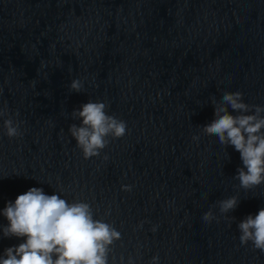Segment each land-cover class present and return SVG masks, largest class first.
I'll return each mask as SVG.
<instances>
[{"label": "water", "instance_id": "water-1", "mask_svg": "<svg viewBox=\"0 0 264 264\" xmlns=\"http://www.w3.org/2000/svg\"><path fill=\"white\" fill-rule=\"evenodd\" d=\"M236 91L264 106V0H0V108L22 133L0 117V256L26 241L3 235V209L36 187L121 233L108 264H264L238 229L264 184L241 188L240 153L204 132ZM89 101L127 131L85 159L70 126Z\"/></svg>", "mask_w": 264, "mask_h": 264}, {"label": "clouds", "instance_id": "clouds-1", "mask_svg": "<svg viewBox=\"0 0 264 264\" xmlns=\"http://www.w3.org/2000/svg\"><path fill=\"white\" fill-rule=\"evenodd\" d=\"M82 88L79 79L72 81V90L80 92ZM107 107L104 102L89 101L72 113L82 121L80 125L72 124L70 132L85 159L99 156L109 136L121 138L126 134V122L108 115ZM6 116L8 137L21 136L20 123L10 117L7 108H0V117ZM216 117L204 126V132L240 153L243 167L236 175L240 187L251 190L264 184V106L244 102L242 92H225L216 107ZM124 190L130 191L131 186H124ZM238 204L236 196L221 200L220 212L228 214ZM2 215L9 221L2 229L3 235L26 237V241L7 248L0 256V264H108L111 246L121 239L113 225L94 218L89 203H70L58 194H45L42 188L32 187L14 203L9 201ZM217 219L211 210L203 216L208 223ZM238 229L242 245L251 242L255 249L264 251V208L239 222ZM153 264H159L158 255L153 257Z\"/></svg>", "mask_w": 264, "mask_h": 264}]
</instances>
